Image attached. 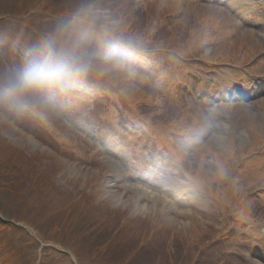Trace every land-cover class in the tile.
<instances>
[{
    "label": "rangeland",
    "instance_id": "374dc122",
    "mask_svg": "<svg viewBox=\"0 0 264 264\" xmlns=\"http://www.w3.org/2000/svg\"><path fill=\"white\" fill-rule=\"evenodd\" d=\"M25 1L0 0V89L48 50L88 72L0 103V262L264 264V90L215 97L230 65L264 74L251 0ZM100 33L136 60L106 64Z\"/></svg>",
    "mask_w": 264,
    "mask_h": 264
},
{
    "label": "clouds",
    "instance_id": "9594fccd",
    "mask_svg": "<svg viewBox=\"0 0 264 264\" xmlns=\"http://www.w3.org/2000/svg\"><path fill=\"white\" fill-rule=\"evenodd\" d=\"M106 64L120 67L127 60L119 45L110 44L103 52ZM88 72L87 64L74 54L54 55L50 50L30 62L11 82L0 89V103L21 104L26 97L64 87Z\"/></svg>",
    "mask_w": 264,
    "mask_h": 264
},
{
    "label": "trees",
    "instance_id": "16d2710c",
    "mask_svg": "<svg viewBox=\"0 0 264 264\" xmlns=\"http://www.w3.org/2000/svg\"><path fill=\"white\" fill-rule=\"evenodd\" d=\"M32 0H27V1H25L24 2V4H23V8H22V10H21V12H24L26 9H29V7H32V6H29V7H27L26 8V4H34V2H32ZM17 5V4H16ZM34 6H35V4H34ZM21 7V6H20ZM12 9H16V10H12ZM13 11H19V9H18V7L16 8V7H12V8H10L8 11H6L7 13L6 14H4L5 16H9V17H11L13 14L12 13H14ZM28 11H30V9L28 10ZM135 30H137V29H135ZM102 37H101V36ZM100 35H98V34H96L95 36H94V38H96L97 36H99L100 37V39H102L103 40V42H104V45H105V47H107V43H106V38L107 37H104V33H100ZM94 43V41H93V37L91 38V39H89V45L91 46V44H93ZM123 48H125L124 49V54H125V56L127 57V59L128 58H130V57H128L127 55H130V50L126 47V46H122ZM1 159V158H0ZM1 160H3V159H1ZM0 166H1V164H0ZM1 209V208H0ZM5 210L3 209V211L1 212L4 216H6L7 217V215H6V212H4ZM5 217V218H6ZM0 222H2V221H0ZM2 223H6V222H2ZM4 225H6V224H4ZM12 228H13V230L16 232L17 230L15 229V227L14 226H11ZM26 236V233L24 232V234H20L19 235V239L20 238H26L25 237ZM32 244V241H30V242H28V243H26V242H24V246H28V245H31ZM25 247V248H26ZM44 249H46V248H44ZM47 250V249H46ZM32 250H26L23 254H18L17 255V257H18V259H21V260H23L24 262H29V261H31L34 257H35V254L34 253H32L31 252ZM175 252H176V254H175V256H178V250H175ZM7 257L5 258V259H3L1 262H0V264H14V262H15V258H16V253H8L7 252ZM47 255V254H46ZM34 264V263H33Z\"/></svg>",
    "mask_w": 264,
    "mask_h": 264
}]
</instances>
